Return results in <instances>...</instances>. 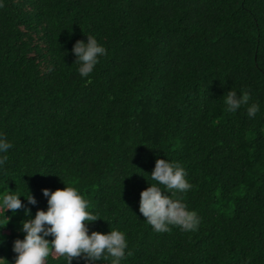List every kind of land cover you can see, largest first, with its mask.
<instances>
[{"label": "trees", "instance_id": "trees-1", "mask_svg": "<svg viewBox=\"0 0 264 264\" xmlns=\"http://www.w3.org/2000/svg\"><path fill=\"white\" fill-rule=\"evenodd\" d=\"M0 2V191L29 190L34 218L42 189L74 186L97 218L89 234L125 233L121 264H264V0ZM87 35L106 53L81 77L71 49ZM229 90L249 93L232 113ZM157 158L185 169L188 191L161 187L195 231L156 232L139 213ZM5 214L13 264L24 208Z\"/></svg>", "mask_w": 264, "mask_h": 264}, {"label": "clouds", "instance_id": "clouds-1", "mask_svg": "<svg viewBox=\"0 0 264 264\" xmlns=\"http://www.w3.org/2000/svg\"><path fill=\"white\" fill-rule=\"evenodd\" d=\"M71 51L76 57L74 63L78 65L77 71L81 77L89 76L99 58L106 53V49L92 35H87L86 41L77 40ZM221 99L226 111L232 113L248 103L249 93L242 91L237 95L229 90ZM258 111V104L247 107L249 117ZM11 147L12 144L0 135V154H6ZM5 159L6 156L0 155V165ZM149 176L156 183L149 184L146 190L141 191L139 198V213L146 218L147 224L156 232H167L170 225L179 226L184 231H195L199 226L195 211L188 210L180 199L166 195L161 187L188 191L192 185L186 180L185 169L178 162L157 158ZM41 191L47 198V209H37L34 218L20 199L23 197L27 204L35 206L37 201L29 190L26 194L9 189L0 191V229L9 223L10 217L6 216V212L14 214L16 210L24 208L25 219L20 221L19 227L24 235L23 239H15L12 243V251L16 254L13 264H45L50 252L64 257L66 264H71L74 258L83 259L85 264H95L101 260L121 264L127 248L125 233L113 228L106 234L96 231L89 234L86 223L94 222L97 218L86 210L88 202L77 188L65 186L62 190L50 191L45 188ZM49 236L52 237L51 241L46 239ZM0 264L9 262L0 258Z\"/></svg>", "mask_w": 264, "mask_h": 264}]
</instances>
